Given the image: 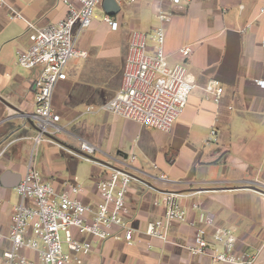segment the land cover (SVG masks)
<instances>
[{
	"label": "crops",
	"instance_id": "crops-1",
	"mask_svg": "<svg viewBox=\"0 0 264 264\" xmlns=\"http://www.w3.org/2000/svg\"><path fill=\"white\" fill-rule=\"evenodd\" d=\"M8 1L27 20L43 27L67 13L61 0ZM117 3L120 8L111 16L118 28L111 30L102 24L107 32L126 36L127 48L119 56L123 57L119 64L122 73L131 33L151 30L157 5L150 0ZM263 4L264 0H193L175 9L164 24V50L172 64L179 58V47L191 46L187 72L195 86L168 132L103 110L87 111L88 106L96 108L100 98L71 69L73 77L67 74L52 95L53 111L60 117L54 139L74 149L82 140L91 143L95 147L91 161L65 152L54 142L33 146L36 130L27 115L34 110L36 71L16 63L17 51L29 45L28 28L22 19H9L7 8L0 4V97L19 109L0 100L2 247L8 246L11 215L18 201L16 186L31 160L41 177L58 191H66V183L79 178L84 188L79 197L93 206L100 201L95 179L108 166L126 167L135 176L127 197L128 216L140 228L163 214V206L154 202L164 192L188 194L180 198L188 220L196 223L198 211L191 203L198 202L217 225L233 229L238 251L254 253V264H264V87L256 83L264 81V15H259ZM98 6L104 12L103 1ZM248 22L251 26L246 28ZM85 29L78 35L76 47L85 50L89 46L85 60L96 55L94 69L114 74L103 56H109L111 50L117 54L116 47H90L98 42ZM87 40H91L88 46L83 44ZM211 78L223 87L218 102L204 90ZM211 129H215L214 135ZM132 154L135 161L129 160ZM206 230L209 237L212 229ZM195 232V225L173 221L169 236L176 244H164L142 233L133 245L109 237L94 245L82 264H211L208 257L190 255L177 244L188 242Z\"/></svg>",
	"mask_w": 264,
	"mask_h": 264
},
{
	"label": "built area",
	"instance_id": "built-area-1",
	"mask_svg": "<svg viewBox=\"0 0 264 264\" xmlns=\"http://www.w3.org/2000/svg\"><path fill=\"white\" fill-rule=\"evenodd\" d=\"M61 1L67 6L66 15L44 27L27 20L8 0H0V4L7 8L9 19H22L28 28L29 45L17 51L16 63L36 71L32 81L34 110L27 115L36 130L33 146L41 141L54 142L65 152L91 161L95 150L91 143L82 140L74 149L54 139L60 130L56 124L60 117L53 111L52 95L56 84L67 77L65 69L69 60L86 56V51L76 47L77 37L90 26L94 8L103 0ZM150 1L157 5L153 13L156 24L147 33H131L118 89L98 107L88 106L86 110H103L147 128L168 132L195 84L187 72L190 45L179 47V58L169 64L164 50V24L172 19L175 9L193 0ZM259 15H264V4L259 8ZM100 18L111 30L118 28L111 15L102 12ZM245 26L249 28L251 22ZM256 83L264 87L263 80ZM204 90L218 102L223 87L211 78ZM215 133V129L210 130V134ZM135 159L134 154L129 156L130 161ZM133 180L135 176L126 167L108 166L104 175L95 179L100 201L93 206L79 197L84 193L79 178L67 182L66 191H58L41 177L30 160L16 186L18 201L11 215L8 246L4 248L0 242V264H82L93 246L101 241L114 237L133 245L140 240L137 235L141 233L164 244H176L169 236L173 221L195 225L196 232L190 240L177 243L190 255L206 256L211 264H254V253L237 250L233 229L217 225L213 215L204 211L198 202L191 203L192 209L198 211L196 223L188 220L180 198L189 195L182 192H164L161 200L154 202L163 206V214L147 221L144 228L134 226L128 216L127 199ZM207 228L212 229L210 239Z\"/></svg>",
	"mask_w": 264,
	"mask_h": 264
},
{
	"label": "rangeland",
	"instance_id": "rangeland-1",
	"mask_svg": "<svg viewBox=\"0 0 264 264\" xmlns=\"http://www.w3.org/2000/svg\"><path fill=\"white\" fill-rule=\"evenodd\" d=\"M102 10L98 5L94 8V17L90 24V26L85 29L83 32H88L89 37L93 40H96L98 43L95 44L93 47L94 49H101L104 45L109 47H116L117 54H115L114 50H111L109 56H103L105 60L109 61L111 66V71H114V74L107 73L103 74L99 68L94 69L93 67V60L96 59V55L91 60L86 61L90 55V51L88 49V44L91 43V40L83 41V44L87 45L88 47H84V51H86V56L84 58L80 57H73L69 60L68 64L66 65V72L69 77H73L71 73V69L75 70L74 77H78L81 80L82 85L87 88H93V95L97 98L99 97V102H96L95 105L99 106L103 103L110 95L114 93L117 89V86L120 82L121 77V69L119 68L120 61H123V57H119L126 48H127V39L126 36L120 32L110 31L107 32L104 29L103 22L101 20ZM85 32V33H86ZM83 34V33H82ZM102 53V52H101ZM112 54V55H111ZM102 57V58H103ZM107 57V58H106ZM96 62V61H95ZM73 70V71H74ZM103 79V80H102ZM61 134V133H58ZM62 237V234H61Z\"/></svg>",
	"mask_w": 264,
	"mask_h": 264
},
{
	"label": "water",
	"instance_id": "water-1",
	"mask_svg": "<svg viewBox=\"0 0 264 264\" xmlns=\"http://www.w3.org/2000/svg\"><path fill=\"white\" fill-rule=\"evenodd\" d=\"M119 4L117 3L116 0H103V9L104 12L112 15L114 14L117 10H119ZM0 100H2L4 103H6L7 105H9L10 107L14 108L15 110L19 109L15 106L10 105L8 102H6L2 97H0Z\"/></svg>",
	"mask_w": 264,
	"mask_h": 264
}]
</instances>
